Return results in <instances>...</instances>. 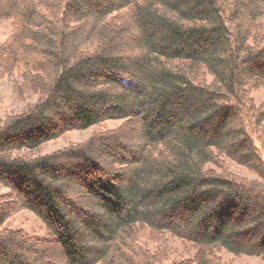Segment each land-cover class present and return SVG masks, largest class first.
I'll return each mask as SVG.
<instances>
[{"label":"trees","instance_id":"1","mask_svg":"<svg viewBox=\"0 0 264 264\" xmlns=\"http://www.w3.org/2000/svg\"><path fill=\"white\" fill-rule=\"evenodd\" d=\"M263 19L264 0H0V80L38 95L0 124V184L50 235L3 228L0 206V264H166L139 243L170 238L194 251L177 264L264 258Z\"/></svg>","mask_w":264,"mask_h":264},{"label":"rangeland","instance_id":"2","mask_svg":"<svg viewBox=\"0 0 264 264\" xmlns=\"http://www.w3.org/2000/svg\"><path fill=\"white\" fill-rule=\"evenodd\" d=\"M262 22L264 24V19ZM10 28L9 21H0V44L8 37ZM22 83L19 75L0 80V124L9 116L22 113L28 105L37 100L38 95L34 92L24 90ZM249 96L253 106L259 107L262 105L264 103V84H260L259 87L253 89ZM121 124L122 120H108L85 130L70 131L64 133L57 139L41 145L35 150L16 151L13 153V156L32 159L49 155L70 146L82 144L95 133L112 130ZM226 166L233 175L248 180L256 179V177L245 168L230 160H226ZM209 167L212 168L213 166L209 165ZM16 204L11 190L0 184V206L5 210L3 228L21 232L26 237L36 241H50L49 232L44 224L30 211L25 209L16 210ZM139 244L143 246L150 255L160 254L162 252L163 255H165L164 261H166L164 263L166 264H177L181 260L189 259L194 254L193 249H191L189 245L183 244L179 240L173 238H170L165 245L153 244L152 242L147 243L144 241H141ZM46 252L48 255L56 254L57 248L53 245L49 246V248H46ZM219 257L224 264H264V258L245 255L234 256L225 250L219 252Z\"/></svg>","mask_w":264,"mask_h":264}]
</instances>
